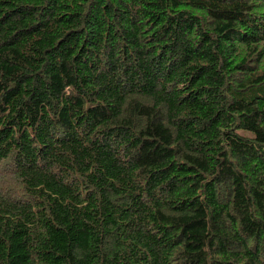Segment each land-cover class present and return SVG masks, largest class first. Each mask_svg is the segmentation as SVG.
I'll use <instances>...</instances> for the list:
<instances>
[{"label": "trees", "instance_id": "16d2710c", "mask_svg": "<svg viewBox=\"0 0 264 264\" xmlns=\"http://www.w3.org/2000/svg\"><path fill=\"white\" fill-rule=\"evenodd\" d=\"M0 264H264V0H0Z\"/></svg>", "mask_w": 264, "mask_h": 264}]
</instances>
